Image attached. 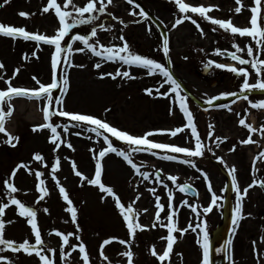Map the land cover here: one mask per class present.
<instances>
[{"label":"rangeland","instance_id":"rangeland-1","mask_svg":"<svg viewBox=\"0 0 264 264\" xmlns=\"http://www.w3.org/2000/svg\"><path fill=\"white\" fill-rule=\"evenodd\" d=\"M137 1L147 12L152 13L155 19L158 17L161 20L159 15L162 17V12H168L173 16L170 18V24H164L163 26L170 41L168 58L171 70L182 85L181 94L186 95L185 92H188L205 105L207 98L210 96L218 95L224 91H239L242 79L239 83L237 82V86L238 84L239 86H236V90L231 87L233 85L231 82L236 77L235 73L227 69L217 68L215 65L210 66L212 71L206 77L202 76L199 71L208 67L209 62H207V59L216 54V48L221 49V46L224 45L225 49L235 51L232 47L233 42L239 43L243 47L250 43L255 45V41L247 36L232 35L230 31L220 29L219 26L213 25L200 17L199 14L189 13L199 23L203 33L200 29L195 28L196 25L191 21L190 25L195 28L193 30L188 25L187 27L179 25L173 29L172 24L175 19L183 15L179 13L174 0ZM252 1L243 0L246 7L239 14L248 11L253 4ZM2 2L3 0H0V3ZM59 2L62 4L63 0H59ZM75 2L82 6L86 0H75ZM185 2L194 6L218 5L219 8H214V13H208L215 18L225 19L227 16L237 15L234 9L238 5L233 0H185ZM222 2H225V7L221 6ZM46 3L47 0H10L9 4L0 7V22L5 25L25 26L29 31H38L48 35L55 34V30L60 26L58 18L52 10L48 13H41V9ZM127 8L121 0H113L108 8L109 12L122 18L127 23V27L120 25L117 20H113L107 13L97 14V19L94 22L81 24L72 29L69 36H66L65 40L62 41V45L71 43L70 37L73 34L90 35L92 27H97L101 23L105 24L106 27L111 24L114 27L110 31L97 28L98 35L93 40L99 39L104 44L116 43L119 45L120 40L118 37L123 34L133 51L151 58L156 57L158 61L165 63V55L162 51L163 38L161 40V37L158 36V27L151 21H147L140 26L131 24L130 22L137 19L138 16L130 15ZM20 11L35 13V15L30 18L21 17L18 14ZM261 12L264 16V6H262ZM248 18L244 26H249ZM261 21V27H264V20ZM241 23H245V21L242 20ZM149 25H151V31L148 30ZM80 47H83L81 42L73 43V48ZM53 51L54 46L51 45L41 43L37 46L35 41H25L22 38L14 39L0 35V61L5 65V69L0 70V76L4 77V79H0V89H6L5 80L13 75L16 68H19L20 71L12 80L13 86L27 89L37 88L38 85L33 79L34 76L42 83H50L53 74L51 69V54ZM33 52L36 53V56H32ZM25 53L28 54L27 59L24 58ZM238 54L244 55L248 59L246 51ZM223 57V63L237 64L230 57ZM260 57L264 58V52ZM71 59L72 63L77 66L68 67L61 64L57 70V73L61 71L62 82L64 72L67 70L69 77L67 92L63 93L59 88L53 93L54 97L62 96L66 110L94 114L135 135H143L145 132L154 129H174L187 123L174 94L170 97H162L154 92L150 96L144 91L146 88L152 87L155 89L159 86L163 80L159 74L148 75L146 70L142 68H129V66L123 65L119 61H105L100 69H96L94 64L100 61V58L95 57L87 50L83 53H73ZM78 65H84V67ZM238 65L236 66L241 67ZM118 68L130 70L135 78L117 77L112 79L107 76L100 77V73H114ZM219 73L226 75L223 84L220 83ZM251 75L253 83H255L257 77L254 70L251 71ZM214 83H216L215 86H213ZM168 87L166 84L163 88H160V91L163 92ZM187 98V105L194 116L198 133L205 144L212 148V151L209 152L206 147L202 157L193 158L197 168L207 172L211 180L212 190L220 198L210 213L204 214L203 208L210 203L211 192L208 190L207 182L204 180L202 173L197 171V168L184 164L181 160L169 161L148 152L135 153L133 159L141 164V171L150 173V178L145 179L135 173L122 157L115 153H108L101 161L103 166L102 181L113 187L123 202L135 200L133 208L139 213V222L148 226L143 230L138 229L136 236L131 237L126 222L115 205L114 198L108 196L102 199L101 197L104 194L99 188L82 181L81 177L75 175L72 167V162L75 161L77 170L88 178H92L96 168L95 157L98 155L99 150L105 146L102 137H97L88 127H70L68 133L59 130L63 139L70 142L74 150L68 148L66 144H62L60 149L54 152V145L49 140L50 130H32L34 125L44 123L42 109L45 102L26 97H14L12 99L14 112L10 118L6 119L5 123V127L9 132L20 137L19 142L16 143L15 147L0 142V202H7L8 200V190L5 188L3 181L9 177L17 164L23 162L28 165V168L19 169L14 177L13 182L19 189L14 195L25 202L26 205L37 209V221L41 229L42 239L45 242L44 247L45 249H56L54 257L56 264H83V262L80 259L78 249L66 260L60 258L61 238L55 235L53 229H59L65 233L77 232L87 246L92 264H108L99 253L102 242L110 237H119L131 242V249L135 254L134 264H161L158 258L151 254L150 249L155 245L156 251L162 254L167 243L166 240L160 239V237L167 235V229L159 225L160 223H167L164 217L169 212L167 207L168 190L162 184L155 182L154 175L157 169H162L161 178L174 193L173 206L178 209V226L185 228L189 223L195 225L200 220H206L210 241L211 235L222 223L231 166L235 165L236 167L237 182L241 191L251 184L253 179L261 180L259 175L262 172L264 173V156L256 155L263 148L261 142L264 141V136H261L259 132L252 134L253 140L256 141V143H252L253 148L239 143L240 140L246 139L249 135L248 129L239 124V119L245 117V109L250 113L247 115L246 122L250 123V120L253 119V125L258 129L261 124H264V113H262L264 109L251 108L246 100H242L234 104L232 102L222 103L230 105L233 109L231 112L225 108L214 106L215 108H212L206 114L199 109L193 99L188 96ZM221 99L225 98L219 100ZM249 99L259 101L264 100V97ZM237 113L240 115L238 116ZM53 122L67 123L68 121L67 118L54 116ZM209 124L214 125V135L211 138L208 136ZM77 132L82 134L76 135ZM215 136L227 137L228 139L220 143L219 147H216ZM6 138L5 134L0 133V141L6 140ZM149 138L161 143H172L187 147L194 146V140L191 139L190 129L188 128H185L184 131L174 137L169 133H163ZM113 143L116 147L127 150V146L115 140V138H113ZM223 143L227 145L223 146ZM233 145H235V150L230 151ZM36 152L44 156V163L33 158V154ZM57 155L60 157V167L56 172V176L68 190L70 198L77 207L76 223L72 222L71 214L66 211L68 205L63 200L59 188L52 178L51 165L55 162ZM175 155L183 156V154ZM217 156L223 157V163L216 159ZM254 158L256 159V169H258V171H255L256 176L253 172ZM37 170L44 172V176L41 178L46 181L49 193L39 203H37V198L40 193L36 189L38 180L35 175ZM168 174L177 175L178 184L187 182L195 188L199 193L198 199L185 196L176 185L167 179ZM152 187L156 189L155 195L149 191ZM156 195L161 198V203L165 205L159 222L155 221ZM137 196L140 197L138 200L135 199ZM185 200L189 204L198 205V212H193L187 205H181V202ZM231 201L234 209L237 201L235 190ZM44 208H48L49 211L45 213ZM145 209H147L146 212ZM262 211H264V187L259 186L255 190L249 189L247 195L243 197V218L239 220L238 226L232 223V232L230 233L232 243L227 264H257L252 242L256 241L257 250L264 253V242L261 241V237L264 236V226L260 218V212ZM3 219L13 221L6 224L5 238L14 239L17 242H22L25 238H28L30 242L34 243L31 226L27 223L26 217L18 215L16 206L11 205L6 209ZM154 222L157 223V227L152 228L151 225ZM76 224H79V230H77ZM174 235L177 239L174 242L170 261L166 260L164 264H202V247L197 243V240L201 237V229L196 231L189 229L186 233L176 232ZM69 239L70 244L78 243L75 237ZM125 250H127V246L121 245L118 241H112L110 245L104 247V252L109 257L111 264H127V258L118 255V253ZM65 251L71 250L65 248ZM0 255L9 256L14 264H41L35 253L29 255L23 251L12 253L6 250ZM209 260L211 264L210 253ZM261 264H264V257L261 258Z\"/></svg>","mask_w":264,"mask_h":264},{"label":"snow or ice","instance_id":"snow-or-ice-1","mask_svg":"<svg viewBox=\"0 0 264 264\" xmlns=\"http://www.w3.org/2000/svg\"><path fill=\"white\" fill-rule=\"evenodd\" d=\"M127 2L133 6L130 11V15L136 17H140V19L133 20V23H140L143 20H152L149 13L137 2V0H127ZM10 0H3L0 3V7H4L9 4ZM113 3V0H86L85 3L81 6L77 4L75 0H63V3L59 2V0H47V3L41 9V13H48L52 10L55 16L58 18L59 27L55 30V34L48 35L39 33L38 31H29L25 26H14V25H5L3 22H0V35H4L12 38H22L25 41H35L37 46L41 43L46 45L54 46V51L51 54V69H52V77L50 83H42L35 76L33 79L36 81L38 85L37 88L27 89L13 86L12 80L19 73L20 69L16 68L11 77H8L5 80L7 85L6 89H0V133L5 134L7 137L6 140L0 141L2 143H6L12 147L16 146V143L19 142L20 137L18 135H13L9 132L6 127V119L10 118L14 112V105L11 103L14 97H26L28 99H38L43 100L45 102L43 111V119L44 123L36 124L33 126V131L49 129L51 135L49 137L50 142L54 145L53 151L57 152L62 144H66L68 148L73 149V145L64 140L61 131L63 133H68L70 127H88L89 130L96 134L97 137H102L104 147H102L96 158V168L95 174L92 178H88L82 172L77 170V166L75 161L72 162V167L75 172V175L81 177L82 181H86L89 185L97 186L99 190L104 194L101 198L112 197L114 198L115 205L119 209L124 221L126 222V227L131 237H135L138 229L143 230L147 228V225H143L139 222V213H137L133 204L135 200L132 202H123L120 196L114 191L113 187L106 185L102 181L103 174V166H102V158H104L108 153H115L119 157H122L124 161L137 173L139 176L148 179L150 178V173L141 171V164H138L134 159L133 155L135 153L148 152L152 155L159 156L162 159L175 161L181 160L182 163L190 165L193 168H197L196 162L193 158L202 157L205 152V148L209 152L212 151V148L207 146L205 142L202 140L200 134L197 130V125L195 123L194 116L190 111L187 105V96L182 93V85L175 78L173 72L166 66L165 63L158 61L155 58H151L147 55L139 54L133 51L130 47V44L126 40L123 34L119 35L118 39L122 41V44H104L99 39L93 40V38L97 37L98 31L97 28L105 31H110L114 25L109 24L107 27L105 24L101 23L97 27H92L90 31V35H81V34H73L71 35V43H67L66 45H62V41L65 40L66 36H69V33L72 29L76 28V26L81 24H89L94 22L97 19V14H105L112 17L113 20H117L121 25L127 27V23L120 17L115 16L113 13L108 11L109 5ZM174 3L178 6L179 13L183 14L182 16L175 19V22L172 24V28H176L179 26L184 20H190L193 24L196 25L198 29H200L199 23L193 19L192 14H199L203 19L211 22L213 25L219 26L220 29L225 31H230L232 35H239L241 37H250L253 41H255V45L246 44L245 46H241L239 43L233 42L232 47L235 51H229L228 49H220L216 48L215 53L221 56H228L232 60L238 62L241 67H236L235 64H224L218 63L215 60L209 61L208 66L215 65V67L220 69H227L236 75L243 77V82L240 85L239 91H224L219 93L218 95H213L207 98L206 103L208 105H212L214 101L219 100L220 98L226 97H236L237 99H244L248 102L251 108L254 109H264V100L253 101L249 99L246 93H250L253 90H260L264 92V59L260 58V53L264 52V27L260 26L259 21L264 20V16H261V9L264 6V0H253V5L250 7V11L252 13L249 24L251 26H236L231 18L223 19V18H215L208 13L215 9H218V5H198L194 6L190 3L185 2V0H174ZM237 7L234 9L235 13H241L242 9L246 7L244 5L243 0H236ZM99 5V6H98ZM136 9H139L137 12ZM21 17L30 18L35 13H30L27 11H20L18 13ZM158 21V23H157ZM153 23H156V26L159 28L160 25L164 24V21L159 20L157 17L156 20H153ZM148 30L151 31V25L148 26ZM214 31L216 29H213ZM203 33V30L200 29ZM122 32V30H121ZM163 35V33H161ZM81 42L83 47L73 48V43ZM91 52L95 57H99L100 61L94 64L96 69H100L102 67V63L105 61H119L122 62L123 65H127L130 67L136 66L146 70V74L148 75H157L162 76L163 80L159 84V86L155 89L152 87L146 88L144 91L148 95H153L154 92L162 97H170L174 94L175 99L179 102V108L184 113L186 117L187 123L181 127H176L174 129H154L148 132H145L143 135H135L130 133L127 130L120 129L117 126H114L106 119L96 116L94 114L89 113H81L76 111L66 110L63 103V98L54 97L53 93L57 88H61L63 93H66L69 87V77L67 70H65L63 75V84L61 86L60 80L58 79L57 70L61 64L67 65L68 67L77 66L72 63V54L75 52L83 53L85 51ZM162 51L165 56H168L170 52L169 46V38L164 36L162 40ZM246 51V55L248 59L245 58L244 55L238 53H244ZM32 56H36V53L33 52ZM24 58H28V54H24ZM187 59V57H185ZM250 65L251 69L254 70L256 74V82L250 83L251 73L249 71ZM79 67H84V65H78ZM5 69V65L2 61H0V70ZM111 77L112 79H116L117 77L134 79L135 77L131 74L130 70H122L118 68L114 73L113 72H104L100 73V77ZM0 79H4L3 76H0ZM169 87L161 92L160 88H163L165 85ZM232 103H236V100H233ZM55 105V107H54ZM6 106V110H5ZM220 108H225L228 111H233V109L228 104H219L217 105ZM250 113L247 109H245V117L239 119V124L246 127L248 129L249 135L246 139H242L239 141L240 144H250L256 143L252 138L253 133L259 132L261 136H264V124H261L259 129L254 127L252 123H247V115ZM239 116L240 114L237 113ZM63 117L67 118V123H55L53 122V117ZM209 133L208 136L211 138L214 135V125L209 124ZM185 128L190 129V137L194 140L193 147L187 146H178L172 143H161L156 142L149 137L156 134L169 133L171 136H176L178 133L184 131ZM82 133L77 132L76 135H81ZM113 138L124 143L127 146V150L124 148H118L113 143ZM227 137L215 136L216 147L220 146V143L227 140ZM15 142V143H14ZM74 150V149H73ZM235 150V145L230 149V151ZM94 151V150H93ZM171 153V154H169ZM175 154H183L182 157L177 156ZM260 156H264V153H260ZM33 158L35 160L44 163V156L36 152L33 154ZM217 160L223 163V157H216ZM227 167V165H225ZM60 167V157L57 155L55 157V162L51 165V174L52 178L55 180L59 192L64 201H66L68 207L66 209L67 212L71 214V220L73 223L77 221V207L74 205L72 199L70 198L68 190L60 183L59 178L56 176V172ZM21 168H28V165L21 162L15 166L12 170L11 174L8 178L3 181L5 188L8 190V200L7 202H0V253L7 251H11L12 253H19L23 251L26 254H33L39 258L41 264H56L55 261V253L56 249L44 247V240L42 239L41 229L38 226L37 221V209L26 205L21 199H18L15 193L19 191L17 186L15 185L14 177L17 175V172ZM31 171V169H29ZM197 171H200L203 175L204 180L207 182V187L209 192H211V200L210 203L203 208V213H210L213 208L217 205L218 200L220 199L215 191L212 190L211 180L207 174V172L202 169L197 168ZM230 175L232 177V188L236 191L237 201L235 208L233 209V224L238 226V222L243 218V197L247 195L248 190L253 186L259 184V186L264 187V179L257 180L253 179L252 183L241 191L238 186L237 177H236V167L235 165L230 168ZM258 171L256 169V159L253 160V172ZM162 169H157L155 172V182L162 184L168 190V209L169 212L164 219L167 220V223H160V227L167 229V235L160 237L161 240H166V247L164 248L162 254L156 251L155 245L151 247V254L156 256L161 264H164L166 260L170 261L171 254L173 252L174 242L177 237L174 233L179 232L181 234L188 232L189 229L192 231H196L197 229H201V237L197 240V243L202 247V264H210L209 253H210V241H209V232L207 230V221L200 220L199 223L193 225L189 223L187 227L180 228L178 226V209L173 206L174 193L171 188L168 187V184L161 178L162 177ZM38 183L36 184V189L40 193L37 198V203L44 200L45 197L49 194L48 189L46 187V181L41 177L44 176V172L37 170L35 172ZM167 179L172 182V184L176 185L181 192H186L191 185L187 182L183 184H178V176L168 174ZM153 195L156 193L155 187L149 189ZM137 196L135 199H139ZM11 205L16 206L17 213L20 217H26L27 223L31 226V231L34 235V243L30 242L28 238H25L22 242H17L14 239L5 238V227L6 224H10L12 220L3 219L5 215V210L8 209ZM181 205H187L192 209L193 212H198L199 206L189 204L188 201H182ZM155 221H161V212L164 211L165 205L161 203V198L156 195L155 196ZM43 211L47 213L49 211L48 208H44ZM145 212L147 209L144 210ZM250 215V214H249ZM199 219V217H198ZM154 222L151 227H157V223ZM79 224H76L77 230H79ZM56 236L61 238V244L59 246L60 258L62 260H66L71 256L73 252L77 249L80 254V259L83 264H92L90 260V255L87 250V246L81 237L77 234V232H67L61 231L59 229L52 230ZM235 231V228H234ZM70 237H75L78 241L76 244H70ZM112 241H118L121 245H126L127 250L122 253H118L123 257L127 258V264H134V252L131 249V242L129 240L121 239L119 237H110L105 239L100 245V256L104 261H107L108 264H111L109 257L104 252V247L106 245H110ZM261 241L264 242V236L261 237ZM229 245L232 243L231 240L227 242ZM253 251L257 257V264H261V258L264 257V253L257 250L256 241H253ZM65 248L70 249L71 251H65ZM0 264H14V261L7 255H0Z\"/></svg>","mask_w":264,"mask_h":264},{"label":"water","instance_id":"water-1","mask_svg":"<svg viewBox=\"0 0 264 264\" xmlns=\"http://www.w3.org/2000/svg\"><path fill=\"white\" fill-rule=\"evenodd\" d=\"M227 197V205L224 211V221L217 232L212 237V259L213 264H225V252H226V245L228 241V232L230 229L231 224V205H230V193L231 189L229 188ZM264 220V214H263Z\"/></svg>","mask_w":264,"mask_h":264},{"label":"flooded vegetation","instance_id":"flooded-vegetation-1","mask_svg":"<svg viewBox=\"0 0 264 264\" xmlns=\"http://www.w3.org/2000/svg\"><path fill=\"white\" fill-rule=\"evenodd\" d=\"M221 6H223V7H225L226 5H225V2H222V4H221ZM162 14H163V16L161 17L160 15H159V17L161 18V20L162 21H164V23H165V25H167L169 22H170V18H172L173 16L172 15H170L168 12H162ZM249 14H250V12L249 11H246V12H244L243 14H237L236 16L234 15V16H227L225 19H228V18H231L232 19V21H233V23L235 24V25H240V26H244V25H246V23H247V18L249 17ZM150 17H152V19H153V16L151 15ZM245 21V23H241V21ZM187 24V21H185V22H183V27L185 26ZM122 44V43H121ZM228 46V45H227ZM221 49H225L224 48V45H222L221 46ZM223 56H221V55H217V54H215V55H213V56H211L210 57V59L211 60H215V61H217L218 63H220L222 60H223ZM219 77H221V84H223L224 82H225V78H226V76H223L221 73H219ZM239 80H240V76H238V78H237V80L235 81V82H233V84H234V86L236 87V85H237V82H239ZM259 177L261 178V179H264V173L262 172L260 175H259ZM257 187L256 186H253L252 188H250L251 190H254V189H256Z\"/></svg>","mask_w":264,"mask_h":264}]
</instances>
